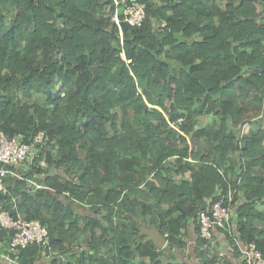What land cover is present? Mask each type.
I'll use <instances>...</instances> for the list:
<instances>
[{"label": "trees", "instance_id": "16d2710c", "mask_svg": "<svg viewBox=\"0 0 264 264\" xmlns=\"http://www.w3.org/2000/svg\"><path fill=\"white\" fill-rule=\"evenodd\" d=\"M135 2L140 25L114 19ZM0 129L45 134L0 205L42 221L53 254L13 264H233L197 221L229 185L235 234L264 253V0H0Z\"/></svg>", "mask_w": 264, "mask_h": 264}, {"label": "built area", "instance_id": "2783aa9c", "mask_svg": "<svg viewBox=\"0 0 264 264\" xmlns=\"http://www.w3.org/2000/svg\"><path fill=\"white\" fill-rule=\"evenodd\" d=\"M118 3V1H117ZM125 15L126 20L132 25H140L145 18V4L140 2L126 5L123 9H117L114 19L120 21V15ZM172 127L184 133L181 125L185 116L181 115L174 120L167 117ZM45 139L43 131H39L30 141H23L19 136L8 137L0 129V191L7 192L5 177L9 173L22 178V174L13 170V166H23L34 152L38 151V143ZM10 166V167H9ZM36 187L42 185L30 180ZM237 189L229 185L226 191H220L216 199L204 209H201L197 216L200 235L208 240L214 239L215 229L219 228L233 238L241 250L245 264H264V253L258 247L256 241L242 242L235 234V227L232 224V208L236 198ZM0 229L9 231L10 238L3 246L4 251L0 255H6L8 261L17 263L13 253H17L20 248H25L30 244L41 246L43 252L49 257L53 254L50 246L48 227L38 219H28L22 216L13 217L0 205ZM1 245V244H0Z\"/></svg>", "mask_w": 264, "mask_h": 264}, {"label": "crops", "instance_id": "0c3cea01", "mask_svg": "<svg viewBox=\"0 0 264 264\" xmlns=\"http://www.w3.org/2000/svg\"><path fill=\"white\" fill-rule=\"evenodd\" d=\"M263 118V115H258L252 119L253 124L259 125L261 120ZM244 131H249L251 129V123H248L244 126ZM192 236L190 237L189 245L190 248L193 246V240ZM213 243L216 244V246H219V253L223 256L228 255L233 259V264H245L242 254L238 258L234 257V249L231 244V240L229 239L228 235L225 233V231L216 228L214 233V239L212 240ZM189 249V248H188ZM187 252V251H186ZM182 256V255H181ZM191 261L194 263H197V259L195 258V255H191ZM185 257V256H184ZM198 264V263H197Z\"/></svg>", "mask_w": 264, "mask_h": 264}, {"label": "water", "instance_id": "95a60500", "mask_svg": "<svg viewBox=\"0 0 264 264\" xmlns=\"http://www.w3.org/2000/svg\"><path fill=\"white\" fill-rule=\"evenodd\" d=\"M129 61H131V59ZM183 214H185V211H183ZM139 230L141 235H147V240L153 241V243L158 248H163L168 242L167 236L161 233L160 227L157 226L154 222L150 225H148L145 221L142 222L139 226Z\"/></svg>", "mask_w": 264, "mask_h": 264}, {"label": "rangeland", "instance_id": "374dc122", "mask_svg": "<svg viewBox=\"0 0 264 264\" xmlns=\"http://www.w3.org/2000/svg\"><path fill=\"white\" fill-rule=\"evenodd\" d=\"M222 4L224 5L223 2H222ZM163 23H165V21H164ZM85 209H87V208H85ZM82 211L85 213V210L82 209ZM89 213H90V212H89ZM147 224L149 225V224H151V223L148 222ZM188 255H189V254H186V253H185V257L188 256Z\"/></svg>", "mask_w": 264, "mask_h": 264}]
</instances>
